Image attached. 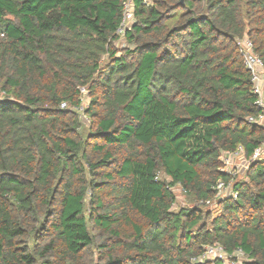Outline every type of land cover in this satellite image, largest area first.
<instances>
[{
	"label": "trees",
	"instance_id": "1",
	"mask_svg": "<svg viewBox=\"0 0 264 264\" xmlns=\"http://www.w3.org/2000/svg\"><path fill=\"white\" fill-rule=\"evenodd\" d=\"M128 1L0 0V264H264V160L206 203L263 143L237 41L264 60V0H132L119 51Z\"/></svg>",
	"mask_w": 264,
	"mask_h": 264
},
{
	"label": "built area",
	"instance_id": "2",
	"mask_svg": "<svg viewBox=\"0 0 264 264\" xmlns=\"http://www.w3.org/2000/svg\"><path fill=\"white\" fill-rule=\"evenodd\" d=\"M134 20L133 3L132 0H129L125 3L122 22L116 33L123 37L126 31L131 28ZM237 43L241 48L245 65L251 73L252 91L255 95V104L259 109L258 113L249 116L248 120L264 130V60L255 52L254 43L249 37H243ZM3 97H5V92L0 91V99ZM242 158H245L248 167L251 163L264 160V139L262 145L254 150L250 158L245 156V148L241 144L234 150H226L222 153L220 171L228 174L230 179H218L214 187V198L206 201L208 205H213L216 201L221 202L229 198H238L239 191L234 187L233 179L234 175L237 174L235 167L239 165L235 164V162ZM245 260H247V254L242 248L229 252L220 242L205 245L203 252L193 258L194 262L204 264H217L218 261L221 264H243Z\"/></svg>",
	"mask_w": 264,
	"mask_h": 264
},
{
	"label": "rangeland",
	"instance_id": "3",
	"mask_svg": "<svg viewBox=\"0 0 264 264\" xmlns=\"http://www.w3.org/2000/svg\"><path fill=\"white\" fill-rule=\"evenodd\" d=\"M114 45L119 51L128 47L127 40H126V38H124V36L121 37L118 41H116ZM88 103H89V98L87 96H85L84 101H83V107L80 110V117H81V120L86 125L90 124V120L87 118V116L84 112V108L88 105ZM235 164H239V165H238V167H235V169L237 170V174L234 175L233 183L242 182V180H244L246 178L247 171H248L247 170L248 169L247 161L245 160V158H242V159L236 161ZM167 179L170 181V178L167 177ZM174 189H175L177 197H178L177 198L178 202L174 205L175 209L177 207L198 205V202L191 201V199L189 197L185 196V194H183V192H181V189L179 187H174ZM219 203H220L219 201H216L215 204L210 206V209L214 210L216 214L218 213V211L216 210L215 207H217L216 205H219Z\"/></svg>",
	"mask_w": 264,
	"mask_h": 264
}]
</instances>
